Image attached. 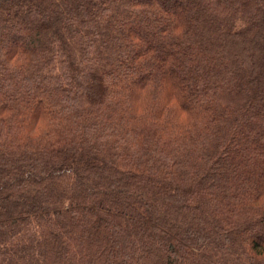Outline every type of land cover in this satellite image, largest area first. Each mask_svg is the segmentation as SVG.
<instances>
[{
    "label": "trees",
    "instance_id": "trees-1",
    "mask_svg": "<svg viewBox=\"0 0 264 264\" xmlns=\"http://www.w3.org/2000/svg\"><path fill=\"white\" fill-rule=\"evenodd\" d=\"M0 264H264V0H0Z\"/></svg>",
    "mask_w": 264,
    "mask_h": 264
}]
</instances>
